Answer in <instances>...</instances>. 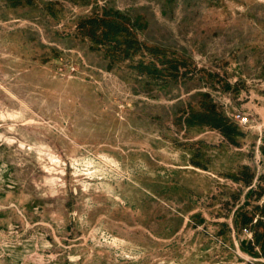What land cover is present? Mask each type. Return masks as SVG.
<instances>
[{
  "label": "rangeland",
  "instance_id": "1",
  "mask_svg": "<svg viewBox=\"0 0 264 264\" xmlns=\"http://www.w3.org/2000/svg\"><path fill=\"white\" fill-rule=\"evenodd\" d=\"M105 10L191 79L112 66L78 29ZM209 100L234 143L185 125ZM243 166L264 187V0H0V264H264L221 234Z\"/></svg>",
  "mask_w": 264,
  "mask_h": 264
},
{
  "label": "trees",
  "instance_id": "2",
  "mask_svg": "<svg viewBox=\"0 0 264 264\" xmlns=\"http://www.w3.org/2000/svg\"><path fill=\"white\" fill-rule=\"evenodd\" d=\"M79 32L92 43V48L103 52L109 59L110 64L122 65L130 62L131 69L137 71L138 75L150 82L160 83L167 86L180 80L191 79L194 70L193 63L186 59L176 57L158 47L144 44L138 37L142 29L138 24L125 14L114 10H105L102 14L82 19L78 25ZM140 55L138 60L136 57ZM202 111H191L184 123L188 127H209L219 131L227 141L234 143L236 137L240 136L238 127L231 122L218 108L209 100L202 103ZM201 148L195 149L192 163L197 167L204 168L200 161ZM228 178L242 186L239 191L231 194V201L238 205L244 189L245 201L237 206L232 225L221 224V234L225 231L241 233L248 230L253 234L251 240L243 244V249L256 258L264 257V187L254 186L255 173L249 166L238 168L235 172L228 174ZM230 205L229 201L225 207Z\"/></svg>",
  "mask_w": 264,
  "mask_h": 264
},
{
  "label": "built area",
  "instance_id": "3",
  "mask_svg": "<svg viewBox=\"0 0 264 264\" xmlns=\"http://www.w3.org/2000/svg\"><path fill=\"white\" fill-rule=\"evenodd\" d=\"M241 122H243V123H247V119H246V118H242V119H241Z\"/></svg>",
  "mask_w": 264,
  "mask_h": 264
}]
</instances>
